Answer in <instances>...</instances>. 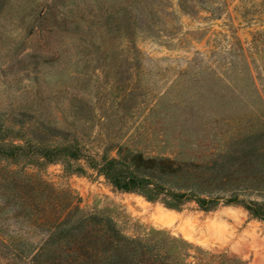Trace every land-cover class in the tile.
<instances>
[{"label": "rangeland", "instance_id": "1", "mask_svg": "<svg viewBox=\"0 0 264 264\" xmlns=\"http://www.w3.org/2000/svg\"><path fill=\"white\" fill-rule=\"evenodd\" d=\"M146 2L159 6L154 17L127 14L126 0H0V131L15 144L37 137L80 150L37 166L0 160V264L74 263L80 232L34 261L53 205L73 210L77 232L93 214L127 237L162 231L191 255L264 264V220L244 208L264 210V0ZM46 6L53 18L33 27ZM133 22L151 32L129 37ZM133 156L170 161L138 170L165 190L218 203L168 208L116 190L92 166Z\"/></svg>", "mask_w": 264, "mask_h": 264}, {"label": "trees", "instance_id": "2", "mask_svg": "<svg viewBox=\"0 0 264 264\" xmlns=\"http://www.w3.org/2000/svg\"><path fill=\"white\" fill-rule=\"evenodd\" d=\"M146 1L126 0L123 11L127 14L134 11H140V13L146 11L148 15L154 17L158 13L159 6L154 7L152 2L147 3ZM155 1L160 2V0ZM184 1L182 0V2ZM55 3L54 5H56ZM49 15V6H46L41 13L32 17L33 27L44 24L43 21L51 20L53 16ZM152 22L155 23L153 20ZM115 25L121 28L123 26L122 18L115 22ZM124 28H126L129 37L134 36L137 30L141 33L151 32L147 25L139 28L134 22L132 28H130L129 23L124 24ZM39 57L40 55L35 54L30 56V58ZM31 125L30 119L28 122H24L21 127L23 129L25 126L31 127ZM45 125V122L42 121L41 126L45 128ZM6 134H8L7 131H0V160L2 161L37 166L42 163L68 162L80 159V150L74 144L48 146L43 139H37V137L22 139V143L15 144L6 139ZM36 134L41 133L39 131ZM169 164L170 161L159 163L154 160H144L141 156H133L130 159L104 158L100 164L93 163L92 166L116 190L139 194L151 202L161 201L168 208L178 209L188 201H193L203 211H210L216 206L218 203L216 198L203 199L193 193L165 190L160 185L153 183L150 176L141 175L138 171L140 169L154 170L156 165H162L165 168ZM24 181L29 183L30 179L25 177ZM37 184L38 191L42 187L48 188V184L42 180ZM52 194L54 195V191L51 192ZM236 202V197H234L224 201V204H236ZM27 207L28 205H26ZM262 207L256 203L244 205L251 216L264 220ZM60 211L61 215H53L56 212L60 213ZM72 211L71 208L64 211L62 207L53 205L43 217L42 222L43 225L47 226L49 236L47 242L38 249L33 257L36 263L40 262L48 249V245L53 244L56 239H71L72 236L80 232V247L78 245L80 252L73 264H244L235 256L228 257L225 253L202 252L200 255H191V247L188 243L171 237L162 231L152 230L143 238L127 237L122 234L111 219L93 214L80 216V221L77 224L80 226V231L77 232V226L69 225V216ZM51 217L53 219H49Z\"/></svg>", "mask_w": 264, "mask_h": 264}]
</instances>
